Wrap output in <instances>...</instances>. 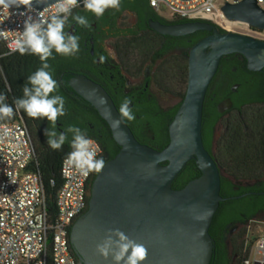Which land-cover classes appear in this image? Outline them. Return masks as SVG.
Listing matches in <instances>:
<instances>
[{"label": "flooded vegetation", "instance_id": "af4514ba", "mask_svg": "<svg viewBox=\"0 0 264 264\" xmlns=\"http://www.w3.org/2000/svg\"><path fill=\"white\" fill-rule=\"evenodd\" d=\"M78 13L88 19L90 28L76 23L73 17ZM153 21L183 23L159 17L144 0H121L119 10L109 8L101 17L81 5L72 10L65 26V32L80 38L79 52L63 56L53 50L49 58L57 67L48 71L58 82L57 91L51 95L59 94L66 100V114L56 121V130L64 132L69 126H77L87 135L97 136L99 140L94 139L102 146L101 158L105 164L114 159L122 147L110 124L72 82L79 77L92 80L112 97L118 110L124 98L131 97L130 107L135 119L125 118L126 122L142 144L163 150L171 143V127L187 93L188 86L184 83L187 73L189 83L190 52L212 33L164 35L152 27ZM101 56L107 58L106 62L100 61ZM36 61H41L39 56ZM12 97L17 99L16 95ZM254 105H264V68L250 69L248 59L241 53L226 55L209 86L203 118L208 150L221 171L224 198L210 229L215 244L211 264H239L251 232V221L264 218V174L248 176L224 166L232 157L228 148L236 146L235 131L240 122L248 121L247 111ZM251 111L254 125L258 112ZM75 112L79 113L77 119L73 117ZM23 113L27 123L29 120L32 128L41 134L45 142L43 147L50 150L44 131L52 127L51 122L47 118L32 119ZM71 140L72 134L68 133V140L60 150L71 148ZM194 163L196 159H192L174 180L175 189H182L197 178L201 170Z\"/></svg>", "mask_w": 264, "mask_h": 264}, {"label": "water", "instance_id": "95a60500", "mask_svg": "<svg viewBox=\"0 0 264 264\" xmlns=\"http://www.w3.org/2000/svg\"><path fill=\"white\" fill-rule=\"evenodd\" d=\"M55 3L56 0H32L31 6L43 10ZM224 12L232 20L264 28V10L257 0L229 3ZM151 25L171 36L212 33L190 52L187 93L171 127V143L163 150L136 138L103 87L85 77L72 82L110 124L122 147L97 173L89 208L72 229L73 248L84 264H113L111 255L101 257L96 247L110 230L116 229L147 248V258L141 264H211L213 260L215 244L210 229L224 198L220 168L203 138L205 100L226 55L241 53L248 59L250 69L264 68V39L236 31L222 32L212 21H153ZM192 159L197 160L202 175L184 188L175 189L174 180Z\"/></svg>", "mask_w": 264, "mask_h": 264}, {"label": "built area", "instance_id": "2783aa9c", "mask_svg": "<svg viewBox=\"0 0 264 264\" xmlns=\"http://www.w3.org/2000/svg\"><path fill=\"white\" fill-rule=\"evenodd\" d=\"M243 1L246 0H150V3L159 15L170 21L206 19L228 31L264 39V28L226 16L225 5ZM257 1L264 10V0ZM82 3L78 0L79 6ZM55 14L56 3L43 10L35 6H30V10L11 7L8 12L0 9V42L8 53L18 52L14 41L23 32L28 16L50 20ZM2 57L0 53V62ZM90 139L98 149L97 158H101L100 142ZM67 156L61 166L63 185L55 206L49 207L30 125L21 112L17 120L0 125V264H82L75 254L71 233L76 221L89 208L90 191L97 173L81 175L66 162ZM50 184L55 187L57 181L53 179ZM255 223L263 222L253 219L250 231ZM244 252L246 256L241 264H264V234L255 239H250L249 235ZM253 252L256 253L254 261Z\"/></svg>", "mask_w": 264, "mask_h": 264}, {"label": "clouds", "instance_id": "9594fccd", "mask_svg": "<svg viewBox=\"0 0 264 264\" xmlns=\"http://www.w3.org/2000/svg\"><path fill=\"white\" fill-rule=\"evenodd\" d=\"M84 8L92 12L96 17H101L104 12L113 8L119 10L121 0H83ZM32 0H0V9L8 12L11 7L21 5L29 8ZM78 5V0H56V14L50 20H43L32 16L24 22V30L14 41L15 50L21 55L31 53L39 56L42 65L31 76L23 87V98L15 100L18 110H23L32 119L47 118L52 127L44 131L47 143L53 150H60L68 140V133L72 134L70 147L72 151L67 156L70 163L81 175L87 176L92 172L100 173L105 167L103 158H97L98 149L95 142L90 139L85 130L77 126H69L66 131L56 130V121L66 114L65 97L51 95L58 89V82L53 74L48 71L50 65L48 59L52 57L53 50L63 56H74L79 52V37L65 32V26L72 9ZM77 24L83 27H91L84 16L73 17ZM106 57L101 56L100 61L106 62ZM30 85V86H29ZM7 97L0 93V119H10L14 115V108L6 103ZM131 97H125L121 103L119 114L129 121L135 119L130 107ZM119 124V121H114ZM5 134L8 130L5 129ZM97 253L107 259L110 255L113 264H141L148 255L147 248L139 244L119 229L110 230L105 240L96 247Z\"/></svg>", "mask_w": 264, "mask_h": 264}, {"label": "trees", "instance_id": "16d2710c", "mask_svg": "<svg viewBox=\"0 0 264 264\" xmlns=\"http://www.w3.org/2000/svg\"><path fill=\"white\" fill-rule=\"evenodd\" d=\"M144 1L160 17L155 8L152 7L150 0ZM198 20L209 21L206 19H182L180 21L188 22ZM218 27L222 32L228 31L220 25H218ZM0 53L3 55L0 62V93L6 95V103L14 108V115L10 119H0L1 125L5 122H12L17 120L20 112L26 119L23 111L16 109L14 103L15 100L12 97V92L13 95H16L17 99L18 95H23V87L28 82V76L32 75V72H34L36 66H39L38 68L41 67V61L37 62L36 60L38 56L31 53L21 55L19 52H16L10 54L8 53L7 48L2 42H0ZM47 63L50 65L49 70L51 72V69L56 70L57 64L55 62H52L48 59ZM184 84L186 87L188 86V73ZM73 115L75 119L79 117L78 112H75ZM244 123L245 122H240L237 130L235 131L233 139L236 142V146L231 147L230 149L228 148L229 151H232V157L227 159V162L224 163V166L228 170L239 172L244 175L261 176L264 174V112L258 113L257 120L254 125L251 123L243 125ZM28 124L30 125L29 120ZM30 128L40 158L41 168L43 170L47 192L49 195L48 204L49 207H51V205L55 206V200L57 199V195L63 185V178L61 175L62 162L63 159L72 151V149L69 148L66 150H53L50 148V150H48V148H45V146L43 147V144L45 145V142L40 138L41 134L38 131L34 130L31 125ZM88 137L97 138L99 140V138L95 135H88ZM203 138L205 146L208 149L209 143L207 137H204V133ZM193 165L195 167H199L197 163H194ZM201 175L202 171H199L197 178ZM53 179L57 181V185L55 187H52L50 184ZM75 254L82 262V264H84L81 256L76 251ZM245 256L246 253L243 251L239 264L242 263Z\"/></svg>", "mask_w": 264, "mask_h": 264}, {"label": "rangeland", "instance_id": "374dc122", "mask_svg": "<svg viewBox=\"0 0 264 264\" xmlns=\"http://www.w3.org/2000/svg\"><path fill=\"white\" fill-rule=\"evenodd\" d=\"M234 23H228V25H233ZM223 27V26H222ZM256 110L258 113H260V112H264V105H254V106H252L251 108H249V111H247V114H246V119L248 120V121H245L246 122V124L247 123H251V124H253V120H252V117H253V115H252V111L251 110ZM250 121H252V122H250ZM243 125H245V124H243ZM254 220H257V221H259V222H264V218L263 217H261V218H256V219H254ZM264 223H255L254 224V228H253V230L250 232V239H255L256 237H261L263 234H264V225H263ZM252 260L254 261L255 259H256V253L255 252H253V254H252Z\"/></svg>", "mask_w": 264, "mask_h": 264}]
</instances>
